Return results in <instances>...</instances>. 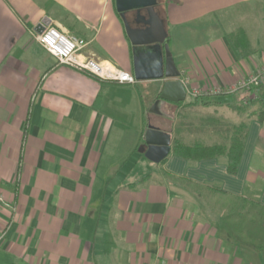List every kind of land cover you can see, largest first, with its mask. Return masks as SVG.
<instances>
[{"label":"crops","instance_id":"crops-1","mask_svg":"<svg viewBox=\"0 0 264 264\" xmlns=\"http://www.w3.org/2000/svg\"><path fill=\"white\" fill-rule=\"evenodd\" d=\"M238 6L243 15L264 0H157L187 86H230L264 62L251 41L237 58L227 41L235 28L213 23L229 22ZM138 15L124 18L145 29L146 10ZM44 17L86 41L81 60L134 72L115 0H0V264H264V120L249 116L254 104L234 106L248 93L157 101L163 48L161 76L148 77L147 66L132 84L101 80L39 44ZM153 103L165 116L149 112ZM149 118L170 136L160 162L144 156ZM242 123L234 173L222 153L188 159L173 150L175 140L228 147Z\"/></svg>","mask_w":264,"mask_h":264},{"label":"water","instance_id":"water-1","mask_svg":"<svg viewBox=\"0 0 264 264\" xmlns=\"http://www.w3.org/2000/svg\"><path fill=\"white\" fill-rule=\"evenodd\" d=\"M157 0H115V7L120 16L124 20L125 28L131 43L134 46L133 63L135 79L146 78L143 72L147 66L152 68V72L148 77L161 76L163 66L164 49V65L167 79L163 84V88L159 93L157 101L182 102L186 98V89L180 78H177L179 72L174 69V63L167 43H164L166 32L158 15L154 12V5ZM141 8L147 12V19H143L147 25L145 29L131 28L124 18V13L127 10L135 9L138 22ZM163 48V49H162ZM153 103L149 112L155 113L158 116H165L164 113L154 111ZM144 142L146 149L144 156L152 162H160L168 155L170 151V136L163 134V128L155 124L151 118L147 121L146 130L144 133ZM142 151V149H139Z\"/></svg>","mask_w":264,"mask_h":264},{"label":"built area","instance_id":"built-area-1","mask_svg":"<svg viewBox=\"0 0 264 264\" xmlns=\"http://www.w3.org/2000/svg\"><path fill=\"white\" fill-rule=\"evenodd\" d=\"M36 38L39 44L54 56L59 64L84 69L101 80H114L119 83L128 84H132L136 81L135 77L130 72L117 69L109 63L98 61L93 58L81 60L79 58V53L80 50L85 47L86 41L81 37L57 28L47 17H44L39 22V30ZM187 81L188 78L182 80L186 89V94L188 93L192 97H198L204 94L216 95L234 93L243 90V93H248V96L243 99L244 103H246L247 98L257 97L254 90L264 82V62L260 63L251 73L240 78L236 83L230 86L218 84L211 89H201L194 86H187Z\"/></svg>","mask_w":264,"mask_h":264},{"label":"trees","instance_id":"trees-1","mask_svg":"<svg viewBox=\"0 0 264 264\" xmlns=\"http://www.w3.org/2000/svg\"><path fill=\"white\" fill-rule=\"evenodd\" d=\"M227 41L230 45V48L233 54L237 58H244L250 54V43L246 38V35L242 30H235L227 35ZM256 98L249 97L247 98L246 103L234 105L237 109H242V112L247 109V106L254 104V108L250 111L249 116H255L257 119L264 120V82L256 87L254 90ZM248 95H246L247 97ZM242 132L235 134L233 132L230 145L224 147L219 144L213 145H204V144H195V145H185L175 140L173 143V150L176 154L188 158V159H202L207 157H214L219 154H224L226 157L227 169L230 173H234L239 158L242 152V143L244 137V128L245 124L241 125ZM238 129V128H237Z\"/></svg>","mask_w":264,"mask_h":264},{"label":"rangeland","instance_id":"rangeland-1","mask_svg":"<svg viewBox=\"0 0 264 264\" xmlns=\"http://www.w3.org/2000/svg\"><path fill=\"white\" fill-rule=\"evenodd\" d=\"M248 8L252 9L254 7H248ZM242 10H246V9H242V6L236 7L234 11L231 13L232 18L230 19L229 22H227L226 20L224 22L221 20L219 21L218 19V21H215L213 23L216 24L217 22V25L215 26L216 28L218 27L221 30L222 29L226 30L227 28H231V29L235 28L234 30H238V31L242 30L246 35L248 41H251L252 46L259 47L260 53L264 55V28H262L261 27L262 25H260L262 23L264 25V7L263 8L257 7L252 11H245L243 15H242ZM260 15L263 16L262 19L263 22L259 20ZM259 64L257 63L256 65L258 66ZM241 94H243V90L242 92L238 91L233 96L238 97ZM233 96L231 97L236 99ZM206 128H211V124L207 122L202 124L200 123V125L198 126L199 134H200V130ZM201 136H204V134L201 133Z\"/></svg>","mask_w":264,"mask_h":264}]
</instances>
